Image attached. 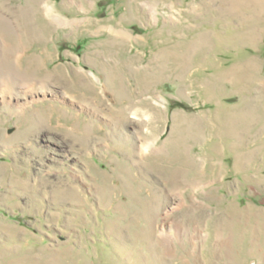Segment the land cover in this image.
<instances>
[{
	"label": "rangeland",
	"instance_id": "rangeland-1",
	"mask_svg": "<svg viewBox=\"0 0 264 264\" xmlns=\"http://www.w3.org/2000/svg\"><path fill=\"white\" fill-rule=\"evenodd\" d=\"M45 2L0 0V264H264V0Z\"/></svg>",
	"mask_w": 264,
	"mask_h": 264
},
{
	"label": "bare ground",
	"instance_id": "bare-ground-1",
	"mask_svg": "<svg viewBox=\"0 0 264 264\" xmlns=\"http://www.w3.org/2000/svg\"><path fill=\"white\" fill-rule=\"evenodd\" d=\"M43 8H42V10H43V12H45V13H48V14H51L52 13V9H51V7L52 6H50L49 5V3H48V0H47V2H45L44 3V5L42 6ZM38 13V12H37ZM56 13V12H55ZM36 15V17L38 16L37 14H35ZM54 20H56L59 24H64V21L61 19V18H59V17H55V19ZM40 21L41 20H39V23H40ZM41 25H43V23L41 22ZM40 26V25H39ZM47 27V26H46ZM40 28H42V26L40 27ZM44 28H45V24H44ZM43 28V29H44ZM1 42V41H0ZM5 80V79H4ZM5 83V82H4ZM4 83H2L1 81H0V94H1V99L4 101L5 100V93H8L7 92V89L9 88V86H7V85H4ZM10 100V99H9ZM32 101V100H31ZM27 102V101H26ZM17 106V105H16ZM163 237V236H162ZM167 238H170V237H168L167 236Z\"/></svg>",
	"mask_w": 264,
	"mask_h": 264
}]
</instances>
